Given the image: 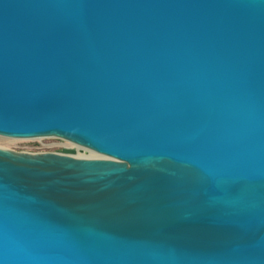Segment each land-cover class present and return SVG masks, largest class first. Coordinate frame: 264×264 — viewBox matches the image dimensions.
<instances>
[{"label": "water", "instance_id": "water-1", "mask_svg": "<svg viewBox=\"0 0 264 264\" xmlns=\"http://www.w3.org/2000/svg\"><path fill=\"white\" fill-rule=\"evenodd\" d=\"M0 264H264V0H0Z\"/></svg>", "mask_w": 264, "mask_h": 264}, {"label": "rangeland", "instance_id": "rangeland-1", "mask_svg": "<svg viewBox=\"0 0 264 264\" xmlns=\"http://www.w3.org/2000/svg\"><path fill=\"white\" fill-rule=\"evenodd\" d=\"M0 146L10 147L17 150H27V151H42V150H54L58 151L63 146H74L76 148L77 155L89 156V154H94L95 152L83 148L66 139L48 136V137H38V138H10L0 135ZM97 153H95L96 155Z\"/></svg>", "mask_w": 264, "mask_h": 264}, {"label": "bare ground", "instance_id": "bare-ground-1", "mask_svg": "<svg viewBox=\"0 0 264 264\" xmlns=\"http://www.w3.org/2000/svg\"><path fill=\"white\" fill-rule=\"evenodd\" d=\"M14 139H16V138H14ZM79 146V145H78ZM83 148H85V147H83ZM76 149V148H75ZM87 149V148H86ZM76 155H77V153H76ZM79 155V154H78ZM97 155V154H96ZM89 156H95V153L94 154H89Z\"/></svg>", "mask_w": 264, "mask_h": 264}, {"label": "built area", "instance_id": "built-area-1", "mask_svg": "<svg viewBox=\"0 0 264 264\" xmlns=\"http://www.w3.org/2000/svg\"><path fill=\"white\" fill-rule=\"evenodd\" d=\"M57 151V150H56Z\"/></svg>", "mask_w": 264, "mask_h": 264}]
</instances>
